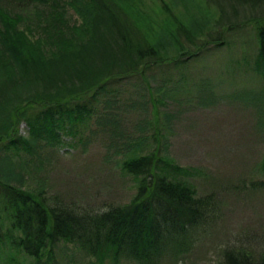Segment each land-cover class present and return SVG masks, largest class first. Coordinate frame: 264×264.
Instances as JSON below:
<instances>
[{
	"label": "trees",
	"instance_id": "obj_1",
	"mask_svg": "<svg viewBox=\"0 0 264 264\" xmlns=\"http://www.w3.org/2000/svg\"><path fill=\"white\" fill-rule=\"evenodd\" d=\"M207 1L217 15L214 31H208V39L199 45L196 40L206 26H185L171 14V27L150 20L147 10H140V0H52L50 10L41 17L64 15L68 5L81 23L76 34L58 35L48 47V41L34 42L19 27L24 18L10 9L12 0H0V117L7 119V129L0 135V210L8 221L0 237L24 256L19 260L9 256L8 264H56L55 249L61 243L83 250L97 264L109 258L114 264L122 259L135 264H176L188 252L181 238L201 226L212 202L195 195L187 181L191 172L163 155L165 146L156 144L157 136L131 140L129 156L119 165L135 181L129 204L100 211L51 206L43 186H18L15 154L35 155L42 147L61 144L71 148L72 143L62 137L80 136L77 125L87 126L99 103L110 108L114 102L110 98L123 79L141 77L163 64L178 65L181 57L182 63L198 58L205 43L219 46L224 42L222 33L239 23L253 28L257 51L249 69L261 79L263 94L238 98L251 100L254 106L261 103L264 0ZM167 50L175 52V57H163ZM201 91L200 103H212L211 87L203 86ZM109 115L102 118L116 127L115 115ZM18 119L27 125V137L19 135ZM261 162L264 171V159ZM219 264H264V254L226 250Z\"/></svg>",
	"mask_w": 264,
	"mask_h": 264
},
{
	"label": "rangeland",
	"instance_id": "obj_2",
	"mask_svg": "<svg viewBox=\"0 0 264 264\" xmlns=\"http://www.w3.org/2000/svg\"><path fill=\"white\" fill-rule=\"evenodd\" d=\"M51 1L12 0L10 6L23 16L19 27L29 39L48 41V47L58 35L76 34L75 28L81 23L68 5H64V15L41 17L50 10ZM207 2L140 0L138 6L147 10L150 20L163 25L172 26L171 14L185 26H206L202 38L196 40L200 45L208 39L207 32L214 31L213 18L217 15ZM80 33L86 35L85 30ZM222 34L224 42L213 47L205 43L198 58L182 63L181 57L178 65L163 64L141 77L119 82L110 108L99 103L87 126L77 125L80 136L73 140L62 137V141L72 143L71 148L61 144L42 147L35 155L15 154L18 186H43L51 206L98 211L111 205L127 206L135 193V181L124 175L119 165L129 156L131 140L155 135L156 144L165 146L163 155L191 172L187 181L195 195L207 196L212 202L201 226L181 238L183 250L188 252L176 264H219L224 252L231 249L263 255L264 97L256 106L251 100L238 98L263 91L261 79L249 69L257 42L251 25L239 23ZM175 55L167 50L163 57ZM203 86L211 87L214 100L210 104L199 101ZM108 112L115 115L116 127L102 118ZM23 121L18 119L16 129L27 137L28 127ZM6 129L7 119L0 117V135ZM127 141L129 144H123ZM4 216L0 210L3 235L8 226ZM9 256L18 260L24 257L0 237V264H8ZM55 258L56 264H97L83 250L63 243L55 249ZM105 264H114L113 259ZM119 264L135 263L122 259Z\"/></svg>",
	"mask_w": 264,
	"mask_h": 264
}]
</instances>
